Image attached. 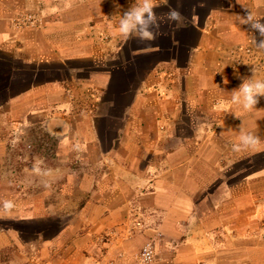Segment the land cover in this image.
Returning a JSON list of instances; mask_svg holds the SVG:
<instances>
[{
    "label": "crops",
    "instance_id": "0c3cea01",
    "mask_svg": "<svg viewBox=\"0 0 264 264\" xmlns=\"http://www.w3.org/2000/svg\"><path fill=\"white\" fill-rule=\"evenodd\" d=\"M118 2L0 0V201L25 200L0 211V264H139L153 238L150 264H264V97L230 103L264 80L239 22L264 0H155L184 20L146 42ZM241 130L261 143L233 151Z\"/></svg>",
    "mask_w": 264,
    "mask_h": 264
},
{
    "label": "clouds",
    "instance_id": "9594fccd",
    "mask_svg": "<svg viewBox=\"0 0 264 264\" xmlns=\"http://www.w3.org/2000/svg\"><path fill=\"white\" fill-rule=\"evenodd\" d=\"M164 4L168 0H163ZM114 7H122L118 0H113ZM158 5L155 0H132L127 8H124L117 26V33L125 39H137L140 42L153 41L160 35L159 29L162 21L169 24L180 25L184 17L178 8L169 7L167 13L158 15L155 11ZM243 8V6H242ZM244 15H240L241 25H248L253 32H258L260 40L257 43L256 37H251L252 43L261 51H264V22L262 19L253 15L251 10L243 8ZM227 84L228 81L224 80ZM264 97V80L262 79H244L238 88L231 91L230 103L240 105L244 110L253 109ZM239 142L233 144L232 150L239 152L247 148L258 146L260 138L252 133L244 132L238 138ZM38 171V169H34ZM15 207L13 201H0V211L10 212Z\"/></svg>",
    "mask_w": 264,
    "mask_h": 264
},
{
    "label": "built area",
    "instance_id": "2783aa9c",
    "mask_svg": "<svg viewBox=\"0 0 264 264\" xmlns=\"http://www.w3.org/2000/svg\"><path fill=\"white\" fill-rule=\"evenodd\" d=\"M43 16L41 13L32 14L29 12H20L17 13L12 19V25L16 30H22L24 28H34L38 29L43 26ZM245 54H247L251 59L255 56L253 50L250 48L240 49ZM157 258L156 254V239L153 238L150 242H148L140 251L138 256L139 264H150L154 262Z\"/></svg>",
    "mask_w": 264,
    "mask_h": 264
},
{
    "label": "rangeland",
    "instance_id": "374dc122",
    "mask_svg": "<svg viewBox=\"0 0 264 264\" xmlns=\"http://www.w3.org/2000/svg\"><path fill=\"white\" fill-rule=\"evenodd\" d=\"M21 186H22V184H18L17 185V190L18 191H20L21 190ZM23 187V186H22ZM8 192V191H7ZM11 201H13V203H15V205H18L19 203H25L24 201L25 200H11ZM34 201V200H33ZM37 201H40V200H37ZM54 201L55 200H46V203L44 204V205H47L49 202H53L54 203ZM35 206H38V205H35ZM256 229H255V232H253V233H255L256 235L258 234V233H261V228H262V230L264 229V221H263V223H262V225L260 226L259 225V227H255ZM255 235V236H256ZM100 255V254H99ZM137 263H138V258H137Z\"/></svg>",
    "mask_w": 264,
    "mask_h": 264
}]
</instances>
